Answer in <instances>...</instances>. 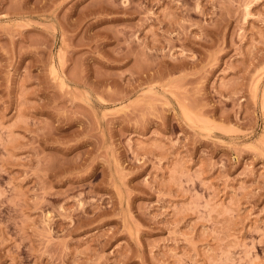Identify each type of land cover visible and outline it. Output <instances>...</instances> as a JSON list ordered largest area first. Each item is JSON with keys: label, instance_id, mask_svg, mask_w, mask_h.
Returning <instances> with one entry per match:
<instances>
[{"label": "rangeland", "instance_id": "1", "mask_svg": "<svg viewBox=\"0 0 264 264\" xmlns=\"http://www.w3.org/2000/svg\"><path fill=\"white\" fill-rule=\"evenodd\" d=\"M0 264H264V0H0Z\"/></svg>", "mask_w": 264, "mask_h": 264}]
</instances>
